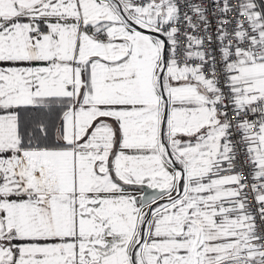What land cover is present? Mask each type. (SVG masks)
Returning <instances> with one entry per match:
<instances>
[{
    "label": "snow or ice",
    "instance_id": "1",
    "mask_svg": "<svg viewBox=\"0 0 264 264\" xmlns=\"http://www.w3.org/2000/svg\"><path fill=\"white\" fill-rule=\"evenodd\" d=\"M0 264H264V0H0Z\"/></svg>",
    "mask_w": 264,
    "mask_h": 264
}]
</instances>
